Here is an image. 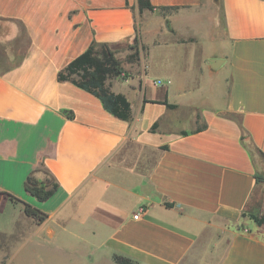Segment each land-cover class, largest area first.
I'll return each mask as SVG.
<instances>
[{
  "label": "crops",
  "instance_id": "0c3cea01",
  "mask_svg": "<svg viewBox=\"0 0 264 264\" xmlns=\"http://www.w3.org/2000/svg\"><path fill=\"white\" fill-rule=\"evenodd\" d=\"M149 2L153 10L139 0H0V43L10 46L0 63L27 38L20 59L0 67L1 246L11 250L19 223L32 225L22 233V248H31L44 234L61 239L70 221L64 243L84 246L87 264H117L114 255L135 264H264V223L251 217L264 216V0ZM203 13L225 48L204 60L214 77L226 67L222 91L209 90L191 129L172 126L174 90L190 92L203 29L188 30L184 18L197 23ZM94 43L123 60L129 76L107 82L131 102L129 119L58 78ZM130 46L136 61L118 55ZM212 58L223 59L219 68ZM30 178L56 191L42 201L27 190ZM9 195L46 220L38 224Z\"/></svg>",
  "mask_w": 264,
  "mask_h": 264
},
{
  "label": "rangeland",
  "instance_id": "374dc122",
  "mask_svg": "<svg viewBox=\"0 0 264 264\" xmlns=\"http://www.w3.org/2000/svg\"><path fill=\"white\" fill-rule=\"evenodd\" d=\"M217 10H219L217 8ZM219 12V11H218ZM210 15L203 13L200 15L201 19L197 23H193L192 18H184L185 28L188 30L193 27H203V29L199 31L198 44L197 46V57L196 61L192 63L193 67H191L190 74V92L185 94H180L179 90H174L173 97L177 99V102L180 104V108L172 118H168L172 120V126L176 123L183 127H187L188 129L192 128V123L190 122V118L194 114L195 110H197L196 114L199 113L206 105L205 97L208 96L209 90L212 88L221 93L222 88L220 86L222 74H226V67L220 68V74L214 77V73L216 72L213 69H208L205 67L204 60L206 56L211 54H219L221 50H225L224 47L217 40V37H213L212 34L214 31L210 30ZM193 23V24H192ZM204 24V25H203ZM215 34V33H214ZM27 38L25 35H21V38L18 42L19 49L16 52V58L14 60L5 59L7 62H1L0 67H8L13 65L16 61H18L26 47ZM10 46H6L5 44L0 43V60L2 54L5 53ZM136 49L133 47H129L126 49L118 50V55L124 57L126 55H130L134 53ZM215 68V67H213ZM219 68V67H217ZM216 68V69H217ZM213 70V71H212ZM199 84V86H198ZM65 229L61 230V239L56 240L55 236H49L44 234V239L35 243L31 248H22V233L32 232V225L28 223H19L15 226V229L10 233V241L11 250H14L15 247L19 251L14 256V264H87L90 263L89 257L85 254L84 246L83 250L73 249L65 245V241H69V236L71 235V230L73 229V225L71 222H67L64 224ZM16 230V231H15ZM1 242V240H0ZM13 245V246H12ZM82 247V246H80ZM10 250V251H11ZM8 246H1L0 243V264H9V258L11 256ZM101 260V259H100ZM101 262H105L101 260ZM96 264V262H94ZM114 264V263H113Z\"/></svg>",
  "mask_w": 264,
  "mask_h": 264
},
{
  "label": "trees",
  "instance_id": "16d2710c",
  "mask_svg": "<svg viewBox=\"0 0 264 264\" xmlns=\"http://www.w3.org/2000/svg\"><path fill=\"white\" fill-rule=\"evenodd\" d=\"M141 9H151L154 7L149 0H139ZM162 10L170 8H161ZM139 57V49L129 55V61H136ZM121 76L127 78L129 74L123 66V60L116 56V51L108 44H92L85 52L74 58L68 65L59 71L58 78L61 81H71L77 86L91 92L97 96L103 103L104 107L115 116L121 119H129L132 115V106L129 99L122 93H116L111 89L107 80L111 77ZM167 103V102H164ZM171 108L175 104H168ZM199 129H202L199 128ZM57 184L50 188H43L31 178L27 183V190L38 197L40 200H48L56 191ZM13 200L24 203V211L40 224L47 218V214L41 209L33 206L28 202L9 195ZM171 206L172 204L167 203ZM259 224L264 223V216L251 215ZM114 261L117 264H135V262L122 255H114Z\"/></svg>",
  "mask_w": 264,
  "mask_h": 264
},
{
  "label": "water",
  "instance_id": "95a60500",
  "mask_svg": "<svg viewBox=\"0 0 264 264\" xmlns=\"http://www.w3.org/2000/svg\"><path fill=\"white\" fill-rule=\"evenodd\" d=\"M210 62L213 67L217 68L221 65V63L223 62V59L212 58Z\"/></svg>",
  "mask_w": 264,
  "mask_h": 264
},
{
  "label": "built area",
  "instance_id": "2783aa9c",
  "mask_svg": "<svg viewBox=\"0 0 264 264\" xmlns=\"http://www.w3.org/2000/svg\"><path fill=\"white\" fill-rule=\"evenodd\" d=\"M143 208L139 209L137 213L134 214L135 218H139L142 215Z\"/></svg>",
  "mask_w": 264,
  "mask_h": 264
}]
</instances>
